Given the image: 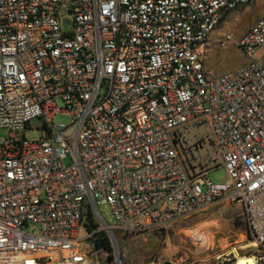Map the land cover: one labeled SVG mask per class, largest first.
I'll return each instance as SVG.
<instances>
[{
  "label": "built area",
  "instance_id": "built-area-1",
  "mask_svg": "<svg viewBox=\"0 0 264 264\" xmlns=\"http://www.w3.org/2000/svg\"><path fill=\"white\" fill-rule=\"evenodd\" d=\"M252 1L0 0V264H123L118 237L216 203L240 206L264 264V13L237 40L245 65L202 64L223 15ZM201 127L226 183L208 178L219 165L183 159ZM197 249L167 244L155 261L188 264Z\"/></svg>",
  "mask_w": 264,
  "mask_h": 264
},
{
  "label": "rangeland",
  "instance_id": "rangeland-1",
  "mask_svg": "<svg viewBox=\"0 0 264 264\" xmlns=\"http://www.w3.org/2000/svg\"><path fill=\"white\" fill-rule=\"evenodd\" d=\"M262 13L264 0H253L223 15L203 49L202 64L209 75L230 72L250 60L238 48L237 40ZM226 35H231V39L221 45L220 40ZM70 119L64 113L57 115L55 121L68 125ZM31 125L33 128L26 132V136L34 140L40 135L41 123L35 120ZM6 134L5 130H0V137ZM197 134L201 141L194 147L186 150V146L183 149L182 155L187 166L192 171H198L219 165V161H213L214 148L210 132L201 127ZM64 163L70 164L71 161L65 159ZM208 178L212 183H226L228 180L221 165L211 170ZM98 211L106 224L112 227L114 219L110 209L99 206ZM240 215L241 209L237 203H216L202 212L177 220L163 231L118 237L119 250L122 255H126L122 263L156 264L157 256L163 253L168 244L176 249H193L194 245L201 247L197 249L200 255H192L188 264H235L239 258L249 257L254 250Z\"/></svg>",
  "mask_w": 264,
  "mask_h": 264
},
{
  "label": "trees",
  "instance_id": "trees-1",
  "mask_svg": "<svg viewBox=\"0 0 264 264\" xmlns=\"http://www.w3.org/2000/svg\"><path fill=\"white\" fill-rule=\"evenodd\" d=\"M86 214H87L86 215L87 228L89 230L95 229L98 225H97L96 221L94 220L92 212L90 211V209L87 210ZM161 231H163V230H161ZM97 238H98L99 245H101L105 250L110 252L111 251V247H110V244L108 242V239H107L106 235L101 232V233L97 234ZM99 245L96 244V247H99ZM109 260H110V257H109Z\"/></svg>",
  "mask_w": 264,
  "mask_h": 264
},
{
  "label": "bare ground",
  "instance_id": "bare-ground-1",
  "mask_svg": "<svg viewBox=\"0 0 264 264\" xmlns=\"http://www.w3.org/2000/svg\"><path fill=\"white\" fill-rule=\"evenodd\" d=\"M236 264H253V261L250 257L239 258Z\"/></svg>",
  "mask_w": 264,
  "mask_h": 264
},
{
  "label": "water",
  "instance_id": "water-1",
  "mask_svg": "<svg viewBox=\"0 0 264 264\" xmlns=\"http://www.w3.org/2000/svg\"><path fill=\"white\" fill-rule=\"evenodd\" d=\"M111 235V234H110ZM111 239L114 241V238H113V236L111 235ZM115 245V249L117 248V246H116V244H114ZM116 251H117V249H116Z\"/></svg>",
  "mask_w": 264,
  "mask_h": 264
}]
</instances>
